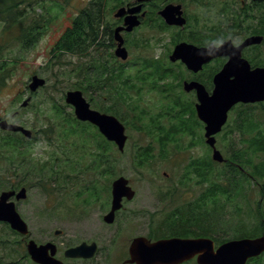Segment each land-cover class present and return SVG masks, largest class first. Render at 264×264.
<instances>
[{"label":"rangeland","instance_id":"rangeland-1","mask_svg":"<svg viewBox=\"0 0 264 264\" xmlns=\"http://www.w3.org/2000/svg\"><path fill=\"white\" fill-rule=\"evenodd\" d=\"M132 1L122 0L121 3ZM184 1L193 19V30L200 33V20L194 19L202 14L204 8L214 6L216 12V7L223 6L228 0ZM88 2L63 1L60 3L62 8L52 9L55 0H40L35 5V14L49 17L50 22L29 49L19 42L18 27H11L9 20H0V57L17 64L12 80L0 92V116L23 124L34 133L23 156L7 149L0 157V193L11 189L18 181L22 182L20 188H27V197L17 200L16 204L29 225L30 237L38 243L54 241L62 250L82 241H96L99 245L96 256L79 260L78 264H123L132 238L136 235L156 237L157 233L169 231L167 227L163 230L157 228L165 226L164 219L176 209L198 212L203 209L201 218H205V226H209L208 235L216 240L252 231L253 226L250 225L253 221L249 214L256 210L258 198L262 195L256 189L244 190L236 196L237 199L223 196L214 203L216 198H211L204 205L206 208L198 207V199L211 183L210 178H224L219 171L225 164L213 162L208 181L195 171V163L207 166L205 160L211 159V148L205 142L204 125L197 122L198 117L193 118L187 111L182 115L183 108H190V104L196 101L192 92L183 89L184 77H192L187 71H179L182 74L179 80L165 81L159 80L158 75H148L154 68L144 65L148 75L146 80L142 82L136 75L129 77L136 87H126L122 77L115 76V86L128 95L131 93L136 100L133 110H127L110 84L104 89L82 90L93 108L124 117L121 119L128 134L124 150L108 141L96 126L76 118L74 107L66 102L65 97L67 91L76 89L75 82L83 78L79 76L77 66L81 62L100 64L107 67L108 76H112L113 71L118 72L115 66L123 62L107 44L92 48L86 56L71 53L57 56L52 53L54 44L71 25L74 15ZM154 3L158 4V1ZM120 5L113 7L107 27L115 23L114 13ZM240 6V0H236L232 8L237 12ZM250 8L252 15L264 14L263 6L257 11L253 6ZM226 13H231V10ZM223 18L227 16L219 15L216 20ZM205 21L211 23L213 20ZM259 22L263 27L264 18ZM217 33L216 30L215 35ZM176 34L177 30L162 33L152 22L131 33L127 38L131 54V61L125 66L127 73L136 74L143 58L156 60L173 72L178 71L179 64L172 63L169 58ZM104 40H108V36ZM139 57L140 62L136 65L135 60ZM248 57L264 65V43L260 50L249 53ZM159 73H162L161 68ZM34 74L45 78L46 83L32 92L28 81ZM168 82L177 86L170 97L164 93V85ZM30 96L29 103L23 106ZM176 101L181 106H176ZM54 106L61 107L63 111L58 113ZM250 109L254 116L264 114V103L253 104ZM242 114L243 109L236 107L229 115L227 125L216 136L217 147L230 159L245 148L246 138L237 129ZM120 175L129 178L136 196L125 200L115 222L107 224L104 215L111 205L112 181ZM57 229L61 233L56 234ZM0 256L3 262L35 264L27 252L24 236L6 222H0ZM185 263L198 264L195 259ZM249 264H264V254Z\"/></svg>","mask_w":264,"mask_h":264},{"label":"water","instance_id":"water-1","mask_svg":"<svg viewBox=\"0 0 264 264\" xmlns=\"http://www.w3.org/2000/svg\"><path fill=\"white\" fill-rule=\"evenodd\" d=\"M140 9L141 5L131 7L128 10L125 7H120L115 16H124L128 11L129 13L125 16V29L131 31L141 23L137 15ZM159 13L169 24L183 26L186 23L181 4L170 3ZM122 29L124 27L120 26L115 30L116 39L119 41L116 54L127 59L129 53L122 46ZM263 39V35H251L238 46H235L231 40H226L219 46L210 44L206 47L180 42L171 54V60L182 59L188 68L196 72L213 57L230 56V59L214 76L215 86L212 93H209L199 81L186 80L184 82L186 91L195 89L197 92V113L200 119L206 123L205 136L207 143L213 148V159L219 162L224 161L225 157L216 146L215 135L221 131L226 123L229 110L238 102L253 103L264 100V66L252 67L250 61L242 56L244 47L259 44ZM45 83V78L35 74L31 77L29 88L36 91ZM30 99L31 96L23 102V105L26 106ZM66 102L74 106L75 114L80 120H87L96 124L108 139L115 141L121 150L124 149L128 136L125 133V125L116 116L92 108L80 89L67 91ZM0 127L4 130L20 131L27 137L32 136L31 129L1 116ZM112 194L111 209L104 216L108 223L114 222L116 211L122 207L124 197L132 199L135 190L129 185V179L121 175L113 182ZM14 195L17 199L25 198L27 196L26 187H22L18 192L16 190L1 192L0 221L9 223L12 229L28 237L30 236V229L28 223L17 210L15 201L11 199ZM56 233H60V230H57ZM26 246L31 258L37 263L74 264L57 258V245L51 241L38 243L35 239L30 238L27 240ZM97 249L96 242L84 241L77 246L68 248L65 255L73 258H91ZM263 252L264 235L230 239L219 246H216L215 240L210 237L174 236L151 240L145 235H139L132 239L129 246L130 256L125 260V263L182 264L196 257L198 264H247L249 258L258 256Z\"/></svg>","mask_w":264,"mask_h":264},{"label":"trees","instance_id":"trees-1","mask_svg":"<svg viewBox=\"0 0 264 264\" xmlns=\"http://www.w3.org/2000/svg\"><path fill=\"white\" fill-rule=\"evenodd\" d=\"M68 2L69 0H63ZM61 0H55V3L51 5L52 9H56L57 6L62 8ZM122 0H89L88 4L82 6L74 15L71 25L64 31L59 40L54 44L52 53L55 55H61L63 53H71L74 55L86 56L91 52V49L103 45V39L108 35L106 33L107 19L109 14L113 10L115 5H123ZM40 0H0V20H9L11 27L19 28V42L25 49H29L35 45L41 35L46 31L49 17H45L43 14H35V8ZM259 33L264 35V26ZM264 43V42H263ZM110 47V45H107ZM92 62L87 65L82 62L77 66L79 76L83 78L78 82H75L74 87L84 91H89L94 88L95 90L104 89L110 84L114 87V94L117 98H122L127 110H133L135 107V99L126 92H122L118 86H115V76L122 77V81L126 84V87H136L131 76L136 75L137 79H143L146 76L142 75L141 70L136 74H128L124 67H120L118 72H114V75L108 76L107 67L100 64H93ZM156 64V65H155ZM260 64V63H258ZM148 65L154 66L156 72H152L153 76L158 75L159 80L167 79V77L177 78L178 72H173L171 68L164 67L162 64L156 61L150 60ZM162 69V73H159V69ZM17 64L9 58L0 57V92L8 85L16 73ZM184 71V70H183ZM106 76V77H104ZM109 90V89H108ZM56 110L62 112L61 107L54 106ZM251 105L244 106L243 116L239 117L237 123V129L241 132L242 137L246 138L245 148L231 157V160L225 164L224 169L219 171V175L224 178H218L211 180V175H208L211 171L213 161L205 160L207 166L203 167L204 163H195V171L198 175L204 176L208 181L210 178V184H208L206 190L198 199V207L206 208L204 205L209 203L211 198L217 202L218 198L226 196L235 199L240 196L243 191L255 190L262 194L258 198V205L255 211H251L249 217L252 219L253 230L249 232H242V235L234 236L233 238L240 237H255L260 234H264V114H258L254 116V111L250 109ZM189 114L195 116V109L193 105L190 108H184ZM183 110V111H184ZM104 111H109L105 109ZM115 113V112H114ZM117 114V112H116ZM183 115V114H182ZM123 116H120L122 118ZM124 118V117H123ZM261 120V122H260ZM197 122L199 120L197 119ZM48 133V130H46ZM33 138H26L20 132H11L0 130V157L5 153V150L10 149L17 152L18 155L23 156L28 151L29 144H31ZM147 158V154H144ZM208 175V176H207ZM22 184L18 181L12 187ZM246 185L248 187H246ZM232 186H239V189H235ZM243 188V190H242ZM246 188V189H244ZM203 209L198 212L197 210L185 211L176 209L166 216L164 222L165 226L157 229L163 230L165 227L169 231H162L155 234L156 237L150 235V237H167V236H209V226H205L206 219H202ZM207 223H211L210 219ZM196 225V226H194ZM245 226L246 223H243ZM230 238H224L218 240L219 242L228 240ZM255 258L254 260H256ZM0 264H15L13 262H3L0 256ZM186 264V263H184Z\"/></svg>","mask_w":264,"mask_h":264},{"label":"flooded vegetation","instance_id":"flooded-vegetation-1","mask_svg":"<svg viewBox=\"0 0 264 264\" xmlns=\"http://www.w3.org/2000/svg\"><path fill=\"white\" fill-rule=\"evenodd\" d=\"M158 1V4L154 3ZM234 1L236 0H228L225 2V4L221 7H216V12H215V7L210 6L207 8H204V11L202 14H200L199 17L195 18L194 20L198 19L199 21V27L200 30H202L200 33L199 31H194L193 30V22L190 16V13L188 12V5L184 0H144V1H139V0H133L132 2H127L119 7H125L127 10L131 7H135L138 5H141L140 11H138L137 15L141 20V23L139 26L135 27L133 30L128 31L125 29V16L129 13L128 11L124 16L121 17H115V23L112 25H109L108 27L106 26V33L108 35V40H104L103 45H110L112 53L115 54V50L119 46V41L116 39L115 35V30L117 27L123 26L124 29L121 30V35L123 37V44L122 46L125 47L128 52H129V57L127 59H120L121 64L119 63L118 67L120 68L121 66L125 68V66L129 65V62L131 61V54L128 48V36L137 31L140 27H143L144 25L147 26L148 22H152V25H158V28L161 30L162 33H171L172 31L177 30V38H173V48L171 51V54L173 53L176 45L180 42H188L192 43L198 47H206L209 46L210 44H214L216 46L221 45L224 41L226 40H231L232 43L235 46L240 45L247 37L251 35H256L260 34L258 31L262 29L260 26V20H263L264 14L261 13L257 16L252 15V9L250 8L253 6L256 8L255 10H258V7L263 6L264 7V2L262 1H256V0H240V9L235 12L234 8ZM249 1V2H248ZM181 4L182 9H183V15L186 17V23L183 26L180 25H175V24H169L165 18L159 13L161 9H163L166 5L168 4ZM154 6V7H153ZM153 7V8H152ZM229 9L231 10L232 13H226L229 12ZM215 12V14H213ZM115 14V13H114ZM221 15L223 17L224 15L227 16V18L223 19H218L216 20V17ZM210 16V17H209ZM200 18V19H199ZM207 19L213 20L211 23H208ZM216 20V24H215ZM159 22V23H157ZM197 21H195L196 23ZM253 22H257V24H253ZM193 25V26H192ZM217 30V34L215 35ZM178 40V41H176ZM260 50V46L257 44H251L243 48L242 50V56L247 58L252 67H255L256 65H259L258 63H255L252 59L248 57V54ZM171 54L169 58L171 57ZM141 58L139 57L138 60H135V64L138 65ZM230 59L229 55H220L217 57L211 58L208 62L204 63L202 68L199 71H193L190 68H188L187 64L182 60V59H177L176 61L171 60L172 63H178L180 67L183 68V70L187 71L188 74L192 75V77L189 78V80H196L201 82L207 89L209 93H212L214 89V76L215 74L224 66V64ZM150 59H144L143 58V63L141 64L140 67H138L137 71L141 70L143 66L148 64V61ZM187 74V75H188ZM188 75V76H189ZM186 79V78H184ZM130 80V78H129ZM168 80V78L166 79ZM165 80V81H166ZM170 80L173 81V78H170ZM177 86L174 85L172 82H168L164 85V93L166 96L170 97V95L173 94V91L175 90ZM194 94L196 101L197 102V93L196 90L190 91ZM243 103H239L233 107L231 112L239 106H243ZM205 127V124H204ZM116 145V143H114ZM117 146V145H116ZM117 178V177H116ZM115 180V179H114ZM112 181V189H113V182ZM129 184L132 186L131 181ZM133 187V186H132ZM19 188L18 186L15 187ZM134 188V187H133ZM135 189V188H134ZM17 190V189H16ZM89 192V191H88ZM112 193V192H111ZM126 200V199H125ZM124 200V202H125ZM128 201V200H127ZM112 206V196H111V205L108 210L110 211ZM112 224V223H108ZM83 242V241H82ZM89 242V241H88ZM93 242V241H91ZM81 243V242H80ZM98 243V242H97ZM58 245V244H57ZM78 245V244H76ZM75 246V245H73ZM99 246V245H98ZM72 247V246H68ZM67 247V248H68ZM61 252L63 253V256H61ZM65 250H62L61 247L58 245V253L57 257L62 259L65 262H72L74 264H78L79 260H84V259H78V258H70L67 257L65 254Z\"/></svg>","mask_w":264,"mask_h":264}]
</instances>
